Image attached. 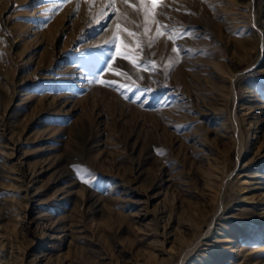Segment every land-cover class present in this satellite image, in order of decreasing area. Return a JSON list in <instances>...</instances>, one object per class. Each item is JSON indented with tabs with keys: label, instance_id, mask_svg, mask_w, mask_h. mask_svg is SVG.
<instances>
[{
	"label": "rangeland",
	"instance_id": "374dc122",
	"mask_svg": "<svg viewBox=\"0 0 264 264\" xmlns=\"http://www.w3.org/2000/svg\"><path fill=\"white\" fill-rule=\"evenodd\" d=\"M262 178L264 0H0V264H264Z\"/></svg>",
	"mask_w": 264,
	"mask_h": 264
},
{
	"label": "snow or ice",
	"instance_id": "6c2138e0",
	"mask_svg": "<svg viewBox=\"0 0 264 264\" xmlns=\"http://www.w3.org/2000/svg\"><path fill=\"white\" fill-rule=\"evenodd\" d=\"M65 2H70V0H65ZM125 2H127V0H125ZM150 2L152 4H156L158 2V0H150ZM169 35H171V33H169ZM118 39H119L118 36L113 37V40L110 41V44L116 46V41ZM149 46H151V45H149ZM174 50L179 51V49H174ZM121 56L124 59H129L130 58L127 53H121ZM141 67H147V65H142ZM94 82H96V81H94ZM99 82L103 83L104 86H106V87H109V88L114 87V82H112V81H99ZM85 182H87V180H85Z\"/></svg>",
	"mask_w": 264,
	"mask_h": 264
},
{
	"label": "bare ground",
	"instance_id": "6f19581e",
	"mask_svg": "<svg viewBox=\"0 0 264 264\" xmlns=\"http://www.w3.org/2000/svg\"><path fill=\"white\" fill-rule=\"evenodd\" d=\"M243 152V145H242V142H241V153ZM262 179H264V178H262ZM225 190H226V187L224 186V189H223V193L225 192ZM223 201V200H222ZM222 207V206H221ZM221 210V209H220Z\"/></svg>",
	"mask_w": 264,
	"mask_h": 264
}]
</instances>
